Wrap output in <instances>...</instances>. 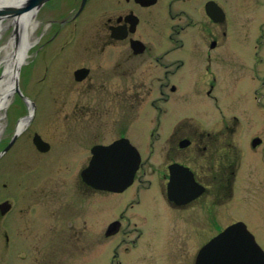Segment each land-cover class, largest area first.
Instances as JSON below:
<instances>
[{
  "label": "flooded vegetation",
  "instance_id": "af4514ba",
  "mask_svg": "<svg viewBox=\"0 0 264 264\" xmlns=\"http://www.w3.org/2000/svg\"><path fill=\"white\" fill-rule=\"evenodd\" d=\"M27 1L0 0V6L21 5ZM217 2L223 6L222 2ZM162 4L165 10L163 14L156 10ZM190 4L197 6L191 9L188 8ZM208 4H211V0H46L42 5L15 16H0L1 55L5 51L4 56L0 55V74L6 67V50L13 55L19 52L23 17L32 11L31 44L27 48L26 59H19L17 82L21 88V83L24 82V62L29 56L27 63L32 60L31 72L35 75L44 73L41 80L43 84L39 88L45 89L46 95L38 92L36 97L23 96L27 101L26 106L32 105L34 116L37 112L38 115L42 112L41 104L45 102H48L50 109L45 107L44 110H53V105L49 102L53 97L47 96L51 88L61 89L56 98L65 99L66 105L62 117L65 121L62 120L66 128V140H57L51 135L49 138L42 131L34 130L32 143L29 138L26 141L24 139L25 145L22 147L33 148L30 152L34 155L36 153V157L43 156L41 160V157L36 161L32 160V163L35 165V162L40 161L43 165L47 164L56 176L37 178L33 183H25L26 188L32 192V202L28 206L19 198H14L13 194H5L0 189V232H4L2 254L6 263L11 261L12 254L14 259H19L24 242L32 243L26 249L31 251L33 264L36 260L40 261L41 254L49 256L51 249H54L51 256L56 257L59 255L56 247L68 245L72 241L82 245L87 240L89 228L93 227L100 240L104 236L109 238L121 231L125 234L135 229L137 235L129 241L135 247L144 231L140 226L151 221L152 227H161L163 223L166 225L165 219H170L173 212L184 218L188 217L196 228H201L200 225L204 226V222L210 217L211 220L215 219L230 205L240 183L241 186H247L246 180L243 183L245 177L242 180V167L256 169L260 174L262 164L247 161L237 143L241 118L236 114H222L218 121L213 120L211 123V109L202 107L207 109L205 115L210 120L202 124L196 116L183 115L181 119L170 123L167 140L158 152L154 149L157 128L152 129L151 148L144 153L139 150L141 163L131 185L136 188L137 199L130 200L125 209L118 211L108 224L104 225L102 221V213L106 209L103 198L107 193L114 192L95 189L81 176L82 170L89 165L94 146L109 145L121 138L130 140L129 134L134 124L141 122L142 116L150 117L153 110L159 115L165 113L163 104L168 101L169 92L177 89L170 81L171 76L184 64L182 59H174L171 52L184 48L186 37L192 30H198L196 35L200 44L196 47L199 51L206 52L210 60L211 49L217 47L226 34V20H211ZM198 10H201L200 19L197 18ZM259 17L256 68L264 63V8ZM11 40L14 42L12 48ZM167 41L171 42V47L166 45ZM200 85L202 89L199 92L203 94L204 89L203 95L211 98L214 84L200 81ZM65 88L66 96H62ZM263 95L261 87L255 89V99L259 103L262 102ZM16 96L22 99V96ZM15 111H20L18 106ZM28 113L18 115L15 122L17 126L8 138L2 140L0 130V160L17 148L26 124L19 130L17 128ZM2 127L1 125L0 129ZM262 127L260 134L258 132L251 136L248 147L256 158L260 156V162L264 161V121ZM36 134L47 143L46 150H40L34 143ZM254 138L258 143H254ZM173 164L188 169L193 182L202 190L185 203H177L171 199L168 190L170 166ZM69 168L74 169V176H71V171L70 176H67ZM156 171H159L161 195L169 214L158 210L155 207L156 201L152 200L147 211L151 212L152 206L154 216H151L146 212H137L136 208L144 207L146 193L151 188ZM28 179L23 177L19 180L24 182ZM247 179L252 182V175ZM2 186L7 189L9 184L3 182ZM94 201L97 204L96 221L92 216L93 209L90 208ZM30 212L33 218L31 224H34L30 230L34 234L32 240L27 241L16 237L13 232L20 231L19 227L28 224ZM98 214L101 215L100 220ZM196 218L199 222L195 221ZM114 222H117L116 230L107 234L109 226ZM182 222L191 224L184 220ZM11 242L17 244L16 247L22 246L19 250L13 249L16 256L12 250H5L10 247ZM22 258L26 260L25 257H21V260Z\"/></svg>",
  "mask_w": 264,
  "mask_h": 264
},
{
  "label": "rangeland",
  "instance_id": "374dc122",
  "mask_svg": "<svg viewBox=\"0 0 264 264\" xmlns=\"http://www.w3.org/2000/svg\"><path fill=\"white\" fill-rule=\"evenodd\" d=\"M216 1L223 3L222 5L227 15L224 26L226 34L220 39L219 45L211 49L210 60L206 52L199 51L196 47L197 44H200L199 37H197L198 30H192L186 37L187 40L184 48L171 52V56L174 59L180 58L184 64L171 76L170 81L176 85L177 89L176 91L169 92V99L163 104L166 110L165 113L159 115L158 112L153 110L150 117L147 115L142 116L141 122L134 124L129 138L141 153L147 152L151 148L152 129L157 128L154 149L158 152L159 148L167 140L169 127H171L170 123L181 119L183 115L196 116L202 124H206L210 119L211 123H213V120L218 121L222 114L228 116L236 114L241 118V131L236 136L237 143L240 144L247 161H254L258 165L262 164L260 174L256 169L251 170L248 167H242L244 172L242 180L245 177L243 183L246 180L247 186H244V184L241 186L240 183L237 186L235 198L231 201L230 205L224 208L223 212L215 219L211 220L210 217L207 222H204V226L200 225L201 228H196L193 224L194 222L188 217L184 218L181 215L180 217L178 213L173 212L170 219H165L167 227L164 223L161 227H152L151 223L153 221L140 226V229L144 230L143 235L134 247L129 244V241L137 235L135 229L130 232L127 231L126 235L121 231L116 236L109 238L104 236L100 240L99 234L93 227L92 229L89 228L87 240L82 245L72 241V243H67L68 245L56 247L57 253H59L56 257L51 256L54 250L51 249L49 256L46 257L41 254L40 261L36 260L35 264H118V262L119 264H193L194 255H196L198 248L226 226L238 220L247 225L264 250V161L260 162V156L256 158L248 148L251 136L254 133H261L264 121V95L261 103L255 99L256 88L261 87L264 93V86L262 85L264 84V63L262 64L263 66L255 67V64H257L255 56L257 48L256 38L259 32V18L261 17V15L259 17V14L261 9L264 8V4H261L264 3V0ZM195 6L197 4H190L188 8L192 9ZM163 8L164 5L162 4L156 7V10L163 14L165 13ZM200 17L201 10H198L197 18L200 19ZM166 45L171 47V42L167 41ZM4 55L5 51H2L1 57ZM27 60L24 62L22 72L24 82L21 83V88L23 92L29 97L38 96V92L46 95L45 89L39 88V85L43 84L41 80L44 73L40 72L36 75L32 73V60L28 63ZM200 81L214 84L211 98L203 95L205 94L204 89L202 91L203 94L199 92L202 89ZM59 90L61 89H49L50 94H47V96L53 97L49 101L53 105V110H50V112L44 110L45 107L50 109L48 102H45L43 105L41 104L42 112L39 115L37 112L34 116L32 108L26 106L27 101L24 97L22 96L21 99V97L16 96V93L14 94L15 98L13 99L12 96L8 105L0 111V113L2 112L0 123L3 126L1 129L2 140L12 134V131L17 126L15 122L18 115L29 112L30 117L27 118L28 121L24 132L20 136L17 148L12 149L7 153L6 157L4 156L3 160H0V189L5 194H13L14 198H19L27 206L32 202V192L26 188L25 183H33L37 178L43 179L51 175L55 177L56 175L47 164L43 165V162L40 161L35 162V165L32 163V160L36 161L41 156L36 157V153L35 155L31 153L33 148L25 147L23 149L22 147L25 145L24 139L26 141L29 138L31 142L33 131L40 130L46 137L51 135V137L53 136L57 140H66L65 121L62 118L66 105L64 103L65 99L60 100L56 98L60 93H57ZM62 96H66V88L63 89ZM17 106L20 111L16 113L15 109ZM202 107L211 109L210 119L205 115L208 112L207 109ZM38 124L39 126H37ZM55 132L57 133L56 135L54 134ZM31 143L30 146H32ZM42 158L43 156L40 160ZM70 171L72 173L71 176H74L73 172L75 171L74 169L70 170V168L68 169L67 176ZM252 172L253 174H251ZM251 175L253 177L252 182L247 179ZM23 177L29 179L21 182L19 179ZM257 179H259V182H257ZM3 182L9 184L7 189L3 188ZM146 195L147 201H145L144 207L139 206L136 208L137 212H146L148 215L154 216L152 206V211H147L149 210L150 201L155 200V207L161 210L163 214H169L165 210L166 204L161 195L159 171H156L153 175L151 188ZM136 196V188L133 186L127 188L122 193H107L103 198V205L106 207L102 213L103 224L106 225L112 221L116 216L115 214L125 209V205L130 200L135 199ZM96 206V201H94L92 207H90L93 209L92 216L94 217V221L97 220L95 214ZM31 216L32 213H28V224L19 227L20 231L13 232L16 237L20 239L25 238L23 240L27 241L32 240L34 232L30 230V227L34 224H31L33 222ZM100 217L101 215L98 214V220H100ZM181 219L191 224L186 225ZM195 221L199 222V219L196 218ZM1 229L2 222L0 218ZM3 233L0 232V264H33L31 263V251L30 249H26L28 246H32L31 242H24L22 244L23 248L22 246L16 247L17 244L11 242L10 247H7L5 250H12L14 252L13 249L19 250L22 248L23 250L19 255H23L21 257H25L26 260L23 258L21 260L20 256L19 259H14L12 254L11 261L6 263L5 256L2 254V246L5 242ZM9 234L11 235L12 233L9 232ZM14 254L15 256L17 255L15 252ZM45 257L46 259H44Z\"/></svg>",
  "mask_w": 264,
  "mask_h": 264
},
{
  "label": "water",
  "instance_id": "95a60500",
  "mask_svg": "<svg viewBox=\"0 0 264 264\" xmlns=\"http://www.w3.org/2000/svg\"><path fill=\"white\" fill-rule=\"evenodd\" d=\"M44 1L46 0H28L25 4L21 5L13 4L9 6H0V16H15L17 13L25 12L34 6L42 5ZM207 9L209 15L215 21H220L225 16L222 8L214 1H211V4L207 5ZM15 89L19 91L18 82L15 83ZM34 143L40 150H46L48 147L47 143H45L38 134L34 137ZM112 144L127 145L135 153L134 166L128 169L124 176L119 179H113L110 176L90 171L96 155H99L103 148L110 147ZM92 154L89 165L81 173L83 179L90 186L101 190L121 192L133 182L141 157L137 148L132 145L127 138L118 139L109 145H96L92 148ZM170 171L172 175L169 184V193L171 199L177 203H185L196 197L202 191L201 188L193 182L192 175L189 173L188 169L178 164H173L170 166ZM180 172H183L191 179L188 187L178 195L175 190L174 181L176 175ZM116 227L117 222L112 223L106 233H113ZM234 231H239L240 233H233ZM225 233L232 234L230 238L221 240ZM196 264H264V251L256 243L254 236L249 232L246 225L243 222H236L214 237L200 250L196 259Z\"/></svg>",
  "mask_w": 264,
  "mask_h": 264
},
{
  "label": "snow or ice",
  "instance_id": "6c2138e0",
  "mask_svg": "<svg viewBox=\"0 0 264 264\" xmlns=\"http://www.w3.org/2000/svg\"><path fill=\"white\" fill-rule=\"evenodd\" d=\"M134 161L135 153L127 145L112 144L110 147L103 148L99 155H96L90 171L119 179L134 166ZM190 179L183 172L176 175L174 186L178 195L188 187ZM233 233L240 232L234 231ZM231 234L225 233L221 240L230 238Z\"/></svg>",
  "mask_w": 264,
  "mask_h": 264
},
{
  "label": "bare ground",
  "instance_id": "6f19581e",
  "mask_svg": "<svg viewBox=\"0 0 264 264\" xmlns=\"http://www.w3.org/2000/svg\"><path fill=\"white\" fill-rule=\"evenodd\" d=\"M9 1V0H7ZM15 2L16 0H10ZM33 12L30 11L25 14L23 17V33L21 37V45L19 52L15 55L11 51L6 53V67L3 73L0 74V108L6 107L10 102L12 96L15 94V80L18 76V67L20 60L26 59L27 48L30 47V24L33 20ZM2 23L0 22V35H1ZM22 30V29H21ZM13 41L11 40V43ZM14 42L11 45L13 47ZM1 49V48H0ZM20 59V60H19ZM28 118V117H26ZM24 119L23 122L19 124V128H23L27 123V119ZM1 126V125H0ZM1 130V129H0Z\"/></svg>",
  "mask_w": 264,
  "mask_h": 264
}]
</instances>
